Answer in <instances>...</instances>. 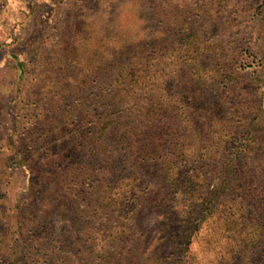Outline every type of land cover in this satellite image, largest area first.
Instances as JSON below:
<instances>
[{"label": "rangeland", "instance_id": "1", "mask_svg": "<svg viewBox=\"0 0 264 264\" xmlns=\"http://www.w3.org/2000/svg\"><path fill=\"white\" fill-rule=\"evenodd\" d=\"M141 38L174 47L163 57L151 52V72L129 104L147 90L181 106L183 90L191 92L196 112L190 107L173 121L186 126L178 132L184 153L206 159H190L184 170H198L195 186L207 196L221 191L223 164H230L227 197L202 213L193 235L166 215L173 247L159 251L163 228L149 218V247L134 264L175 261L181 253L174 246L188 238L183 264H264V0H0V264H102L109 234L140 220L141 182L159 188V177L173 172L158 159L134 174L121 156L105 162L65 131L75 107L80 116L101 112L100 98L113 89L103 90L104 83L116 81L104 59ZM177 46L188 52L178 55ZM196 61L195 75L178 71ZM106 169L116 182L109 189ZM188 197L177 196L178 210ZM130 234L136 244L138 235Z\"/></svg>", "mask_w": 264, "mask_h": 264}, {"label": "trees", "instance_id": "2", "mask_svg": "<svg viewBox=\"0 0 264 264\" xmlns=\"http://www.w3.org/2000/svg\"><path fill=\"white\" fill-rule=\"evenodd\" d=\"M166 33H168V29H166L165 26H162L161 36L165 38ZM186 37H188V34L185 38ZM165 42L166 39L158 43L160 44L159 46L158 44H155L156 42H151L147 38H141L136 42L122 44L116 51H113L112 58H105V66L109 67V69H113V75L116 77L115 82L110 79L108 80L110 81L109 86H106L104 83L103 90L106 89L105 87L113 88L111 95L108 96V93H106V96L100 98V104L98 107L101 112L95 117L91 116V111L86 112L85 110V114L80 116L78 112L80 109L75 107L71 113L73 114V119L71 121L69 120L67 123L69 128L65 130L66 133L70 135L69 139L71 140V143L82 148H87L91 151V154L99 155V157H102L105 162L110 161L114 157L121 156L122 161H126V164L128 163L130 168L134 170V174L138 175L148 163H153L154 165V161L158 159V162L160 163L159 165L163 164L168 168L173 167L172 173H168L167 170L164 175L159 177L158 181L162 183L159 188L157 185H154L153 183L150 184V182H147L146 180L141 182V185L144 186L143 190L138 189V191H135V193L141 194V196H139L140 202L146 201L143 208L138 210L141 216L140 220L131 221L128 227L123 230H120L119 232L117 231L114 234L113 232L109 234L110 236H108V240L110 244L102 252V264H134L138 257L137 254L144 253L145 250L143 251V249H145V246L147 247V241H150L147 239L151 234V231L148 228V223L143 225V223L148 221L149 218L153 222H158L160 227L163 228L161 232H156L163 234L162 237L156 239L158 242L163 240V242H160L158 245L159 251L161 246H168V248L173 247V242L169 239V230H167L166 215L173 218L176 223H185V225L191 230L189 236H192L200 225L202 213H205L207 210L215 209L217 207L216 205L227 197L225 191L228 189L229 184V162L223 164L224 178L220 180L219 186L216 189L217 191H221L213 193V195H201V190H197L195 186L196 177L193 178V176L199 174L197 173L198 170H193L191 172L190 169L184 170V163L186 161L190 159L196 160V158H198L199 161L201 160L202 162L203 158L206 159V154L199 155L197 153H191L186 155L184 153L183 149L186 147L185 143L183 140H180L182 136H178V132L181 131L183 125L175 124L176 122L173 121V117H176L177 115H179V117L181 115H184V117L189 115L188 109L190 107L196 112L197 109L192 105L191 99L193 96L191 92L183 90L187 93L185 97L186 103L181 102V106H179L178 101L180 102V99L177 100V98H175L174 105L169 107L164 100L163 95H156L153 93L147 94V90L145 89V86H143V89L146 91L142 92L144 97L140 103L137 105L135 102H131V104L128 102L132 95L136 93L133 89L137 82L140 79L144 80L151 72L153 67L151 64V52L157 48V52H160L161 57H163L169 46L174 47L173 43L168 41ZM173 51H176L177 54L180 55L182 52H184V54L185 51L188 52V49L186 50L185 47L184 50H181V46H177ZM189 62L190 60L187 63ZM187 63L179 64L180 67L178 68V71L180 70L181 72V70H183L182 67H185L189 68L187 71L190 72V75H195V73L199 71L201 63L199 61H196V64L191 63L188 65ZM178 71H176L175 74ZM161 90L162 89H160V91ZM181 98H183V96ZM179 107L181 110L178 109ZM256 110L258 111V108H256ZM194 112L191 111V117L194 115ZM207 124L208 122L203 125L207 126ZM86 125H89L87 129L84 128ZM194 125L191 126L196 127ZM198 127L199 125L197 126V131ZM183 128L184 131H186L185 124ZM160 136L165 139H161ZM161 142H167L165 149L168 153L162 148L163 144ZM105 173V176L102 177L103 184H108L106 189H109V187L112 188V184L116 182L108 177L109 174L107 173V169L105 170ZM115 175L116 174H114V176ZM201 176L203 177L204 175L202 174ZM139 186L137 185L135 187ZM114 187L117 189V186ZM105 191L107 193V190ZM185 192H187V195L189 196L187 201H190V204L186 206L185 210H178L177 207H179L178 205H181V203L178 201L177 196L182 193L184 194ZM221 196L224 198L219 199ZM197 201L201 204L202 208L199 207L196 209V206L198 205V203H196ZM106 206H108V204L101 206V209L105 211ZM74 208L76 211L81 212L82 210L83 214H79L81 216L86 212V209L80 208V205H77ZM113 211L115 212L116 209ZM133 214L134 213L131 211V215ZM124 219L127 220V218ZM139 221H141V223ZM239 229L243 230L242 225H240L238 230ZM106 230H108V227H106ZM131 232L138 235V241L136 244H133V241L131 242L129 240ZM141 237H144L145 240L141 241ZM261 237L262 236L258 235L257 240H255L254 243H257L259 241L258 239H261ZM189 243L190 240L188 238L186 242H181L174 246V249L177 247L176 251L181 253V256L179 255L175 261L164 262L162 258H160L159 261H161L162 264H183L182 253L187 250ZM179 248L183 249L179 250ZM140 249H142V251H139ZM253 252L254 256L255 254L257 255L255 250ZM67 253L72 255L71 252ZM261 255H264V253H260L259 256ZM149 258L150 257H146L145 260L147 261ZM254 262L257 264V261H253L252 264Z\"/></svg>", "mask_w": 264, "mask_h": 264}]
</instances>
